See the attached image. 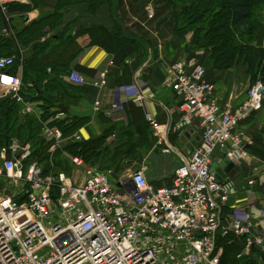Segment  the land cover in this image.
Listing matches in <instances>:
<instances>
[{"label":"built area","instance_id":"built-area-1","mask_svg":"<svg viewBox=\"0 0 264 264\" xmlns=\"http://www.w3.org/2000/svg\"><path fill=\"white\" fill-rule=\"evenodd\" d=\"M9 1L0 0L3 12ZM145 11L152 19L151 7ZM14 61L0 57L1 97L24 104L27 114H39L38 105L24 103L22 78L12 72ZM107 73L101 71L92 86L104 88ZM66 80L76 87L87 84L75 71ZM162 86L174 94L179 111L172 132L192 128L199 137L168 185L151 184L146 166L115 174L75 156L69 158L68 170L57 168L54 156L59 149L82 138L78 133L64 138L60 129L48 124L41 130L47 146L45 169L37 160L28 162V145L21 149L16 140L8 143L11 158L5 160L3 154L0 159V264H220L218 239L230 235L245 238L243 255L253 243L264 256V234H253L257 219L245 210L223 215L233 185L221 184L211 171L216 149L225 150L224 158L235 164L248 158L252 140L240 123L261 110L264 85L253 83L235 109L220 106L205 67L178 61L165 67ZM121 92L142 103L135 87ZM100 108L97 99L93 111ZM110 108L116 111L119 104ZM144 115L160 153L171 154L165 127L152 114Z\"/></svg>","mask_w":264,"mask_h":264},{"label":"crops","instance_id":"crops-1","mask_svg":"<svg viewBox=\"0 0 264 264\" xmlns=\"http://www.w3.org/2000/svg\"><path fill=\"white\" fill-rule=\"evenodd\" d=\"M13 3L24 6L29 5L28 0H10L8 5ZM50 11L51 10L49 9L38 7L23 12V25L25 26L32 23L41 18V16L45 14L47 15ZM0 12L4 16L6 23L5 27L2 28L1 34L7 37L9 34H12L11 28L19 17H21V13L9 14L8 8L6 12H3L1 9ZM95 26L106 28H111L113 26V20L110 17L109 9L103 6L96 10V12L90 13L86 4L78 3L65 9L61 22L54 27V30L51 33V35L61 37L63 41H73L80 49V54H78L70 63L67 72L59 78L65 89L62 88L59 89L58 92L51 93L52 97L58 98V101H60V107L46 106L41 99L36 101L31 100L32 98H35V96H41L42 98L45 93L39 88L35 91L34 88H31L30 84H27L29 87H25L26 85H24L23 82V70L21 65H18L15 71H13L15 75L22 78V97L24 103L29 102L38 105L41 112H39V114H27L24 112V104H18L16 102H13V104L17 107L21 116L34 120V124L38 125L40 130H42L44 124L51 126L55 120L60 121L67 117H73L86 119L85 124L75 132L81 136L82 141L102 137L106 128L111 129L112 134L119 136L118 134L126 128V126L130 127L136 125L137 122L133 121L131 110L132 107L135 106L136 108H139L143 114L148 113L155 116L157 122L165 127V132H167V143L173 148L171 156L177 158L179 165L188 157V155H186V146L194 136L198 137V135L192 128L191 129L194 133L187 139L185 138L184 133H186L188 128L184 132H172V128L178 122L179 111L174 94L166 87L162 86L165 67L178 61H193L203 64L206 70L207 80L215 87L214 96L216 97L218 104L220 106L231 107V109H235L243 102L248 89L252 85L250 82L251 78L245 67L240 69L231 68L224 71L211 69L206 66L207 54L205 51H187L184 48L187 42L186 37L183 41L175 40L173 42L169 41V39L160 38L156 32L147 29L144 24L140 23V21L126 24L125 29L130 31L133 30L135 26H139L144 30H149L148 34L152 37L154 36L155 38H158V44L154 46V52L151 48L147 49V55L144 62L136 71H134L131 81L129 82V75L122 72L119 63L121 58L128 53L130 49L127 48L125 50H120L112 56L107 54L102 48L92 45L90 36L86 31ZM129 26H132L133 29H130ZM22 52L24 51L19 50L20 55ZM13 58H15V56H13ZM128 61L131 70L136 61L127 60V62ZM110 63H112V65H110ZM104 70H107L108 72L107 85L98 90L94 88L91 83L96 80L99 73ZM70 71H75L84 76L87 84L82 87H76L70 84L66 80V77L69 74L68 72ZM132 86L135 87L139 92V95L143 97L141 104L132 102V94L125 95L121 92L123 89ZM3 91L4 89L1 88L0 107H2L5 101L9 100L7 97H1ZM33 92H35V95ZM97 99L101 102V108L100 111L94 112L93 103ZM114 102L119 104V109L116 111H112L110 108L111 104ZM63 108L67 109L66 113L62 112ZM59 114L62 115L59 117ZM140 121L142 122L141 126H143L145 123L143 122L144 120ZM145 125L150 129L146 123ZM240 128L243 129L252 140V145L247 148L248 158L245 161L236 164L240 168V181L242 182L248 177H256V179L249 182L251 189L229 195V199L223 208V215H227L235 210L251 212L257 219L256 222L259 226L257 227V230L253 231V234L260 235L264 234V110L254 112L247 119L241 121ZM149 129L148 132L152 133ZM154 140L156 143L155 138ZM30 144L31 141L28 144L29 150H31ZM4 145V143L3 145H0V159L3 158V154L5 153ZM60 149L56 156L67 159L70 168L69 158L75 156L67 154L66 151L64 152ZM223 159V149H216L213 155L214 163L218 161L222 162ZM163 160L164 159L157 161V167L153 174L149 173L148 169L145 171L146 179L151 184L164 186L170 183L172 173L171 175L170 173L164 174L166 171L161 167Z\"/></svg>","mask_w":264,"mask_h":264},{"label":"trees","instance_id":"trees-1","mask_svg":"<svg viewBox=\"0 0 264 264\" xmlns=\"http://www.w3.org/2000/svg\"><path fill=\"white\" fill-rule=\"evenodd\" d=\"M28 1V6L15 3L8 5L7 8L9 14L21 13V17H19L12 26V34H9L7 37L1 34L2 28L5 27L6 23L4 16L0 12V57L15 56L12 72L15 71L18 65H21L23 70V82L24 85H26L25 87H29L27 84H30L31 88H34L35 91L39 88L45 93L42 98L41 96H35V98H32L31 100L36 101L41 99L44 101V105L46 104V106H53L56 108L57 106L60 107L61 104L59 103L60 101H58V98L52 97L51 93L58 92L59 89L62 88L65 89L59 78L67 72L70 63L78 54H80V49L73 41H63L61 37L51 35L54 27L61 22L65 9L71 5L78 3L86 4L90 13L96 12V10L103 6L109 9L110 17L113 20V26L111 28L95 26L86 32L90 36L91 44L102 48L109 55L113 56L120 50H125L127 48L130 49L129 52L121 58L119 63L122 72L129 75V82L131 81L134 71H136L144 62L147 55V49L151 48L154 52V46H151L148 41L149 36L152 37L148 34V31H160L161 27L167 23L166 20L177 11V7L183 6L186 2L187 5L183 6L181 12L183 15L176 20L178 27L180 24L184 25V27H181L176 38L174 37L170 39V41L173 39L184 40L186 37L184 34L191 32V34L188 33L192 35V40L190 42L191 46L188 45L187 47L185 45V49L187 51H205L207 54L206 66L211 69L224 71L234 68V64L236 63L234 55L237 54L236 50H238V46L231 44V42L228 41L227 36H224L223 34L216 32L211 33L207 21H210L211 23H215L216 21L218 29L228 30V32H230L229 35L232 38L242 35L249 36L255 28H259L258 30H261V32L263 31L264 33V25L260 27L258 25L260 24V21L257 22V25H255L256 23L253 21L254 17L257 15L258 9L260 10V8H257L256 6L258 4L264 5V0H215L218 1V7L220 8L216 12H214L215 1L209 3L211 0H159V12L155 17H152L150 21L147 19L145 8L147 3L151 0ZM38 7L49 9L51 11L47 15L45 14L41 16V18L24 26L22 22L24 18L22 15L24 14L23 12ZM142 12L145 15H142L143 19H141L140 23L144 24L149 30L147 31L139 26H135L133 30L127 31L125 25L130 22H126V20L138 16V14ZM198 12H202V15H199ZM189 15L190 19H188L189 17L187 18ZM174 16H177V14ZM152 23H154L155 27L151 26ZM203 23L204 28L201 27V24ZM19 50L24 52L20 55ZM206 50H209L212 56H210L209 52L207 53ZM253 54L254 56L251 62V67L253 68L257 65L256 70L260 72L261 80L264 83V63L262 64L260 59L261 54L258 52H254ZM127 60L136 61L131 70V66H129L130 64L126 62ZM47 69L50 70V72H48ZM246 69L251 78L250 82L253 84L255 82V77L252 75V70H248L249 68ZM33 94L35 95V92H33ZM13 102L14 101L9 99L4 102L2 107H0V116L2 115L0 121V145H3V143L5 144L6 139H8L9 143L13 136L12 133L23 131V133H25V141H23V143L27 142L28 145L31 141L30 146L31 148L33 147L34 153L38 152L40 149L36 145V142H33V140H37L32 139V133L34 132L31 130L32 127H38V125L34 124V120L21 116ZM262 108L264 109V107ZM131 110L133 121L137 122L135 126L141 125L142 122L140 120H145L142 111L135 106H133ZM85 120V118L67 117L66 119L58 121L60 123L59 125L63 127V129H61L63 137H71L85 124ZM111 133L112 130L106 128L102 137L98 139L80 142L70 141V143L66 144L61 149L72 156L78 155L87 164H90V166L102 165L107 159L110 150L112 154L108 157V159H110L109 165L118 164L119 162L117 163L116 161H121L122 159L120 152L125 149L126 143L132 141L133 138L129 137L128 139H125V144L119 143L121 139L117 138V140L111 144V146H115V148H110L107 146L106 141ZM36 134H38V131ZM125 134L132 135L127 132H125ZM34 137L36 136L34 135ZM19 143L22 146L23 143L21 141H19ZM57 154L58 153L54 156L55 166L60 169L68 170L69 166L67 159L57 157ZM46 159V154L34 159L30 156L28 162L37 160L45 169L48 167ZM244 243L245 238L243 237L235 238L230 235L226 238H219L217 245L221 248L223 247L220 264H258L257 262L259 261V263L264 264V256H260L256 249H252L249 254H242ZM239 255H241V257H239L241 259L236 258Z\"/></svg>","mask_w":264,"mask_h":264},{"label":"rangeland","instance_id":"rangeland-1","mask_svg":"<svg viewBox=\"0 0 264 264\" xmlns=\"http://www.w3.org/2000/svg\"><path fill=\"white\" fill-rule=\"evenodd\" d=\"M214 1L215 0H211L209 3H213ZM159 2H160L159 0H151L149 3H147V6L151 7L153 17H155L159 12V5H160ZM184 5H187V2ZM183 6L177 7V11H175V13L169 19L166 20L167 23L163 27H161V30L158 32L156 31V33L159 35L160 38L169 39V41H170V39H172L174 37L176 38V35L179 32V29L181 27L182 28L184 27V25H182V24H180V26L178 27L177 21H176L179 19V17L181 15H183V14H181V12L183 10ZM256 7L260 8V10L258 9L257 15H256V17H254L253 21H254V23H256L255 25H257V22L260 21V24H258V25L260 27H262V25H264L263 24L264 23L263 22L264 21V5L258 4ZM219 9L220 8L218 7V1H215L214 12L218 11ZM201 13L202 12H198L199 15H202ZM143 14L144 13L142 12V13H139L138 16L128 18V20H126V22L135 23L137 21H141V19H143V17H142ZM176 14H177V16H174ZM127 17H131V16H127ZM147 17H148V15H147ZM184 18H182V19H184ZM187 18L190 19V15L187 16ZM209 22L210 21H207V23H208L207 25H209V30L211 31V33L216 32V33L223 34L224 36H227V39L229 42H231V44L238 46V50H236L237 54L234 55V59L236 62V63L234 62L235 63L234 68L240 69V68L245 67V68H249L248 70L251 69L252 75L255 77V82L260 81L264 85L263 81L261 80L260 72L256 70L257 65L253 68L251 67V62H252V59L254 56V54H253L254 52H258L261 54L260 59L262 61V64L264 63V33H263V31L261 32V30H258L259 28H255L253 30L252 34L249 36L242 35V36H236V37L232 38V37H230V35H229L230 32H228V30L218 29V26H216V23H217L216 21H215V23L210 22V24H209ZM151 26L155 27L154 23H152ZM203 26H204V23L201 24L202 28H204ZM201 27H200V29H201ZM129 28L133 29L132 26L131 27L129 26ZM215 29H217V30H215ZM188 33L191 34V32H188ZM187 34L185 33L184 35H186V38H187V42L185 45L188 47V45L191 46L190 42L192 40V35H190V34L187 35ZM154 38H155L154 36L153 37L149 36V38H148V41L150 42L151 46H156L158 44L157 43L158 38H155L156 40ZM175 40H177V39H175ZM175 40L173 39L172 42ZM181 40L183 41V39H181ZM184 48H185V46H184ZM206 52L207 53L209 52L210 56H212L211 52L209 50H206ZM259 62H260V60H259ZM258 70H260V69H258ZM262 107H264V101H263ZM262 109L263 108H261V110ZM58 121L59 120L53 121L54 123L52 122L53 124H51V126L56 127V128L61 130V129H63V127L59 125L60 123ZM143 122H145V120ZM145 123L143 126H141V125L130 126V127L126 126V128H124L118 134L119 136L111 133V135L109 136V138L106 141L107 146L110 148H115V146H111V144L114 141H116L117 138L121 139V141L119 143H122V144H125V141H126L125 139H128L129 137H132L133 140L126 143L125 149L120 152L122 159H121V161H116L117 163L119 162L118 164L109 165L110 159H108V157L112 154V152L109 150V155H108L107 159L104 161V163L102 165H94V166L98 167L102 171H111L112 173H115V174L123 173L126 171V169H129L131 167L138 168L139 166H146L149 173L153 174L155 172L156 167H157L156 166L157 161L164 159L161 163V167L163 169H165V171H166V172H164V174L170 173V175H171L172 171H174V169L178 166V160L175 156H171V154L163 155L162 153H160L159 149L156 147L155 140L152 137V133L148 132L149 128L145 125ZM39 128L40 127H37V126L31 128L32 132H34V133H32V139L37 140V141L33 140V142H36V145L40 149L38 152L34 153L33 147L31 148L30 153H31L32 159L38 158L40 156L42 157V156H44V154L47 155V146L43 140V136H42L41 130ZM149 130L151 132V129H149ZM37 131H38V134H36ZM125 132L130 133L132 135L131 136L129 134L127 135V134H125ZM29 133H31V132H29ZM24 134L25 133H23V131L22 132L17 131L16 133H12V135L14 137L12 136L11 138L15 139L18 142L21 141L23 143V141H25V135ZM34 135L36 137H34ZM120 136H122V137H120ZM222 253H223V247H222ZM236 258L241 259L238 257H236ZM258 261H259V258H258ZM259 262H257V263L261 264Z\"/></svg>","mask_w":264,"mask_h":264},{"label":"water","instance_id":"water-1","mask_svg":"<svg viewBox=\"0 0 264 264\" xmlns=\"http://www.w3.org/2000/svg\"><path fill=\"white\" fill-rule=\"evenodd\" d=\"M259 93L262 94L263 89H261ZM62 112L66 113L67 109L63 108ZM193 133H194L193 130L191 128H188L186 133H184V136L187 139V138H190V136L193 135ZM198 142H199V137L197 136H194L190 140L189 144L186 146V155H188L189 152L193 150V148L197 145ZM26 146H27V142L22 144L21 149H24ZM5 148H6V151L4 153V159L9 160L11 158V155L7 149L8 139L5 140ZM223 152L225 153V150H223ZM21 154H22V150L15 156V159H19ZM211 171L214 173L217 181H219L221 184L224 185L227 183H231L233 185V188L230 191V194H235L238 192L247 191L251 189V187L249 186V182L256 179V177H248L247 179H244L241 182L240 181V175H241L240 168L235 163H232L231 161L225 158L223 159L222 162L218 161L214 163ZM252 249L253 250L256 249L253 243H251L250 245V250Z\"/></svg>","mask_w":264,"mask_h":264},{"label":"snow or ice","instance_id":"snow-or-ice-1","mask_svg":"<svg viewBox=\"0 0 264 264\" xmlns=\"http://www.w3.org/2000/svg\"><path fill=\"white\" fill-rule=\"evenodd\" d=\"M4 79H5V82H10L7 77H5Z\"/></svg>","mask_w":264,"mask_h":264}]
</instances>
